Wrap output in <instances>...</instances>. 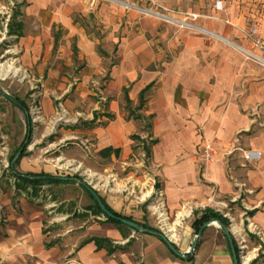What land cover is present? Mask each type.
I'll return each mask as SVG.
<instances>
[{
    "label": "crops",
    "instance_id": "obj_1",
    "mask_svg": "<svg viewBox=\"0 0 264 264\" xmlns=\"http://www.w3.org/2000/svg\"><path fill=\"white\" fill-rule=\"evenodd\" d=\"M204 13L195 21L201 30L195 31L109 0H0L4 35L9 23H15L10 35L24 47V62L51 56L59 40L64 41L52 71L80 70L74 82L62 80L78 88H102L99 102L108 103L112 117H100L97 122L105 126L92 131L96 152L117 150L107 155L111 163L126 160L133 153L131 136L140 135L149 122L147 137L141 134L151 140L148 167L122 200L114 196L123 193L122 187L117 182L113 187L111 177L106 180L112 164L104 167L102 197L107 204L138 223L171 233L167 237L176 247L180 226L193 229L189 223L194 214L211 208L229 219L237 245L249 249L248 262L264 264V0H223L222 10L214 1ZM251 28H257L254 37L244 33ZM147 87L145 106L137 111L143 118L134 119L125 90L136 108ZM206 145L216 151L213 161L205 160ZM248 151L260 152V158L246 160ZM81 189L92 203H86L90 216L72 225L77 261L110 264L108 252L89 241L98 237L128 245L113 254L122 264L189 263L157 236L123 237L116 224L91 221L101 214ZM20 206L9 211L1 229L0 264H29L32 256L44 253V209L29 208L23 200ZM197 257L202 264H233L229 239L216 222L203 232Z\"/></svg>",
    "mask_w": 264,
    "mask_h": 264
},
{
    "label": "rangeland",
    "instance_id": "obj_2",
    "mask_svg": "<svg viewBox=\"0 0 264 264\" xmlns=\"http://www.w3.org/2000/svg\"><path fill=\"white\" fill-rule=\"evenodd\" d=\"M109 1L128 10H135L141 15L152 16L171 24L164 18L156 16L154 12L167 14L162 8H168L176 12L195 13L201 17L205 14L207 7L214 1L216 4L218 0ZM9 11V13H15L16 9ZM171 15L177 18L181 16L176 13ZM5 18L6 16H0V235L2 236L1 229L5 227L9 219V211L12 208L19 210L18 208L22 207L20 201H27L29 208L41 207L47 215V220L44 221L46 238L44 253L32 256L29 264H83L76 260L77 254L74 252L76 246H73L76 233L72 225L79 224L90 216L85 213L87 212L86 203L87 201L92 203V201L87 198L78 184L58 186L43 184L36 188L26 185L20 178L14 176L10 166L13 156L18 150H20L19 153L25 151L17 167L20 173H48L62 177L77 175L92 189L94 188L101 197L104 193L102 174L104 172L106 174L104 167L112 164L113 172L111 171L106 180L111 177L113 187L116 182L122 187L125 195L121 192L114 195L116 199L122 200L126 197L128 189L133 186L134 179L144 174L142 170L149 165L148 155L146 151H143V145L138 139H134L132 155L124 161L111 163L112 157L96 152L94 146L96 141L92 131L96 127L105 126L104 122H97L103 115L111 119L107 114L108 103L99 102L102 88L94 86L78 88L62 80L66 78L74 82V78L80 76V70L64 67L60 73L52 71L56 52L66 46L64 41L59 40L57 46L53 47L51 56L43 55L37 62L31 56L24 62L22 60L24 47L19 39L10 35L11 30L16 31V24L10 22L7 35H4ZM195 21L193 24L198 27ZM189 29L201 30V28ZM57 30V28L54 29L55 32ZM74 42L71 41V48L75 45ZM40 62L46 63V66L40 68L37 64ZM78 67H81L80 64ZM16 99L24 103L28 113L14 104L13 100ZM148 123L147 120L144 122L145 128L140 131L139 136L144 131L147 137ZM145 139L147 140L145 146L152 148L151 140ZM106 186L108 187L109 184L107 183ZM40 188L43 190L41 191ZM95 211L97 213L96 208ZM95 217L90 220L95 219V222L101 225L107 223L105 215ZM193 219L189 226L192 225ZM116 227L123 237L141 233L130 227L120 228L117 225ZM180 228L181 231H177L175 238L179 244L178 250L186 254L195 243L192 264H202L197 255L203 234L195 242L197 234L194 229H189L187 226H180ZM159 230L166 236L171 234ZM106 239L108 242L103 244V249L108 252L106 258L110 259V264H122V260H119L118 256L114 257L113 254L118 250H125L128 245H114L112 238ZM75 245H77L76 241ZM238 245L240 263L244 264V259L248 258L249 249ZM120 258L130 262L126 255L124 257L120 255ZM180 264L191 263L180 262Z\"/></svg>",
    "mask_w": 264,
    "mask_h": 264
},
{
    "label": "trees",
    "instance_id": "obj_3",
    "mask_svg": "<svg viewBox=\"0 0 264 264\" xmlns=\"http://www.w3.org/2000/svg\"><path fill=\"white\" fill-rule=\"evenodd\" d=\"M75 49V53H76V48ZM150 87H147L146 89H144L141 93H140V102L139 105L136 108H132L130 100L127 97V90H125V96H126V100H127V109L129 111V116L133 117L134 119H142V115L139 114L137 111L142 110L145 106V94L146 92L149 90ZM14 104L20 108H22L23 110H25L27 113V108L23 105L24 103L19 102L17 99L13 100ZM110 117H112L111 115H109ZM153 116L151 115L149 118H152ZM132 139H138L140 140L144 145H145V140L139 136V135H132L131 136ZM157 141H152L153 143H156ZM145 151L147 152V155L149 156L150 151L149 148L147 146H144ZM20 150L17 151V153L13 156L12 160H11V169L14 173V176L17 178H20V180L22 182H24L26 185H31L33 188H36L37 186H41L43 184H48V185H52V184H60V183H79L80 186L85 190V192L89 195V197L91 199H93L94 201V207L97 210L98 214H105V212L101 209V206L99 205L97 199L95 198V195L93 193H91V187L87 184V183H80L81 181H83V179L79 176H73V177H67V178H71V179H65L62 176H56V175H51L48 173H20L17 170L18 165L20 164L21 159L24 157L25 151L23 150L21 153H19ZM112 152H115L116 154H118L117 150L113 151V149H108L105 151L100 152L101 154H107L110 155ZM94 192L101 198L102 203L104 205V207L106 208V210L112 214L115 217H123V218H127L129 220L135 221L130 217H126L121 215L120 213L116 212L114 209H112L107 202L105 201V199L103 197H101L99 195V193L97 191L94 190ZM105 216L107 217V221L113 224H116L118 227L120 228H129L126 225H123L121 222H119L118 220L108 216L105 214ZM220 222L221 224H223L226 228H229L230 226V221L228 218H226L225 216H223L221 213L211 209V208H205L203 211L201 212H196L194 214V219L192 222V228L195 230L196 234L199 232V230L202 228V226L204 224L207 223H211V222ZM144 229L146 230H152V231H156V232H161L159 229L149 225L147 222L145 223H139ZM207 228L204 229V231ZM203 231V232H204ZM148 234V233H145ZM160 240H162L166 245L167 243L160 237H158ZM89 241H94L97 249H101L103 248V244L105 242H108V239H104V238H98V237H94L89 239ZM232 241L234 244V249L236 251V254L239 256L240 250L239 247L235 241V239L232 236ZM230 244V241H229ZM168 246V245H167ZM169 247V246H168ZM177 248V247H176ZM178 249V248H177ZM230 250L232 252L231 249V245H230ZM173 253V251H172ZM174 254V253H173ZM177 256V255H176ZM187 262H190L191 264L194 262V257L192 252L191 253H186L185 256L182 258ZM256 261H254L252 264H255Z\"/></svg>",
    "mask_w": 264,
    "mask_h": 264
},
{
    "label": "built area",
    "instance_id": "obj_4",
    "mask_svg": "<svg viewBox=\"0 0 264 264\" xmlns=\"http://www.w3.org/2000/svg\"><path fill=\"white\" fill-rule=\"evenodd\" d=\"M216 9L222 10L223 9V1L218 0L215 4ZM161 7V6H160ZM167 14L162 13V12H154V14L158 17L164 18L166 21H168L171 24L177 25L181 29H189V28H198L193 24V21H195L200 15L195 14V13H184V12H176L172 11L168 8H162ZM176 13L178 15H181L179 18L172 16L171 14ZM257 32V28H251L249 30H245L244 33L248 37H254V35ZM257 44H260L259 40L255 41ZM263 61V59H260ZM205 149V160L206 161H213L214 160V155L216 151L214 150L213 147L206 145ZM244 157L246 160L250 161H256L260 158V152L258 151H248L247 153L244 154ZM107 218V217H106Z\"/></svg>",
    "mask_w": 264,
    "mask_h": 264
},
{
    "label": "water",
    "instance_id": "obj_5",
    "mask_svg": "<svg viewBox=\"0 0 264 264\" xmlns=\"http://www.w3.org/2000/svg\"><path fill=\"white\" fill-rule=\"evenodd\" d=\"M65 179H71V178H67V177H64ZM82 184H84L85 182H80ZM91 193H93L95 195V198L97 199L99 205L101 206V209L105 212L106 215L118 220L119 222H121L123 225H126L127 227H130L131 229L133 230H136L138 232H141V233H148V234H151V235H154V236H157V237H160L162 238L166 243L167 245L169 246L170 250L173 251V253L175 255H177L178 257L180 258H183L185 256L184 253H181L175 246V244L170 241L168 239V237L166 236V234L162 233V232H156V231H152V230H146L144 229L138 222L136 221H132V220H129L127 218H123V217H115L113 216L112 214H110L106 208L104 207L103 203H102V200L101 198L94 192V189H91L90 190ZM210 223H207V224H204L202 226V228L199 230V232L197 233L196 235V238H195V242H197L199 240V238L201 237V235L203 234V231L205 228L208 227ZM216 224L219 225L225 232L226 236L228 237L229 241H230V245H231V249H232V257H233V264H241L240 262V256H238L236 254V251L234 249V244H233V241H232V235L229 231L228 228H226L223 224H221L220 222L216 221ZM196 248V244L194 243V245L191 247V250L188 252V253H191L193 252V250Z\"/></svg>",
    "mask_w": 264,
    "mask_h": 264
},
{
    "label": "bare ground",
    "instance_id": "obj_6",
    "mask_svg": "<svg viewBox=\"0 0 264 264\" xmlns=\"http://www.w3.org/2000/svg\"><path fill=\"white\" fill-rule=\"evenodd\" d=\"M247 262H248V258H245L244 259V264H247Z\"/></svg>",
    "mask_w": 264,
    "mask_h": 264
},
{
    "label": "flooded vegetation",
    "instance_id": "obj_7",
    "mask_svg": "<svg viewBox=\"0 0 264 264\" xmlns=\"http://www.w3.org/2000/svg\"><path fill=\"white\" fill-rule=\"evenodd\" d=\"M49 187H50V186H49ZM45 188H46V187H45ZM40 190H41V188H40ZM42 190H43V189H42ZM42 190H41V191H42Z\"/></svg>",
    "mask_w": 264,
    "mask_h": 264
}]
</instances>
